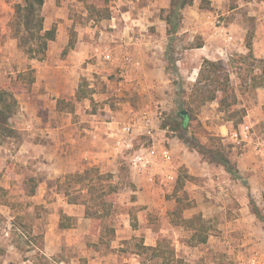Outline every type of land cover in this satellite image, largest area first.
I'll return each instance as SVG.
<instances>
[{
  "label": "rangeland",
  "instance_id": "obj_1",
  "mask_svg": "<svg viewBox=\"0 0 264 264\" xmlns=\"http://www.w3.org/2000/svg\"><path fill=\"white\" fill-rule=\"evenodd\" d=\"M143 1L135 2L134 15L138 20L141 6L146 5ZM206 1L210 3L195 0L190 7L208 24L213 50L209 60L229 74L230 92L236 100L235 112L221 109V94L212 102L199 100L197 87L204 60H200L195 47L203 44V37L200 33H183L182 29L175 36H167L166 77L154 79L158 87L143 86L142 94L126 90L123 96L112 90L99 106L105 104L117 109L119 103L128 100L138 113L152 111L154 124L165 129L170 140L180 139V147L187 146L181 136L195 146H220L236 166L239 178H233L222 166L210 163L208 155L203 157L187 146L192 155L187 154L186 159L190 166L196 164L201 168V174L191 175L183 167L177 170L174 181L156 178L155 201L151 205H138L141 197L136 195L137 189H146L145 186L152 183L146 176L140 177L141 183L136 180L138 175L131 169L132 152L115 151L109 156V162L87 167H98L103 175H111L117 187L110 197L113 203L110 216L96 225L86 216L85 206L68 203L65 194L73 193V188L83 189L74 194L79 201L90 198L86 187L72 181L70 191L66 192L69 189L65 179L75 173L53 175L50 179L46 173L48 166L34 164L27 153L19 152L26 138L21 129L25 127L24 117L17 116L27 110H21L25 105L20 106L23 101L18 98L30 94L32 86L29 90L28 80L32 75L35 77V69L27 63L29 56L10 30L15 7L23 0H0V75L3 77H0V87L8 85L13 91L29 90L15 94L20 102L17 114L10 121L15 135L0 145L4 148H0V264H34L38 260L39 246H43L42 252L51 264H162V260L141 247L145 242L157 245L158 241L174 249L185 264H264V222L252 213L250 204L253 201L264 213V72L260 64L264 59V0ZM55 2L61 5L67 1ZM122 2L120 6L124 7ZM111 3L84 0L81 8L69 5V16L77 27L90 16L82 15L86 13L85 6L95 5L98 11H109V21L114 15L115 23L131 22L120 15L117 18L116 9L111 8L116 4ZM50 7L53 5L47 8ZM42 13L44 19L51 15L46 11ZM93 15L94 19H101L96 11ZM166 16L164 13L163 18ZM53 27L55 23L46 29L44 22L46 30ZM130 30L127 35L132 33L138 39H148V32ZM75 34L72 28L70 37L74 39ZM190 34L192 39H189ZM248 40L252 45L251 53ZM120 48L132 55L123 46ZM13 68L14 75L11 74ZM19 74L22 77L19 78ZM187 115V127L182 129L180 124ZM236 131L244 135L243 141L237 143L231 138ZM148 141L140 135L134 144L136 148L140 144L147 146ZM177 152L184 151L178 148ZM160 187L161 198L157 196ZM148 194L146 197L152 198V194ZM165 195L173 204L167 213L162 210ZM178 199L180 212H176ZM196 215H201L209 228L207 243L199 246L190 244L191 233L183 225L185 219ZM111 229L115 230V236L110 234ZM102 238L108 242L100 241Z\"/></svg>",
  "mask_w": 264,
  "mask_h": 264
},
{
  "label": "crops",
  "instance_id": "obj_2",
  "mask_svg": "<svg viewBox=\"0 0 264 264\" xmlns=\"http://www.w3.org/2000/svg\"><path fill=\"white\" fill-rule=\"evenodd\" d=\"M66 1L61 5H57L55 0L45 1L43 12L51 14L45 17V27L48 29L53 23L56 24V39L49 43L44 61L26 59L27 63L35 69V82L29 95H20L18 98L23 101V103L19 102L20 106L25 105V108L20 107L21 110H27L20 111L17 116L24 117L22 122H25V127L21 129L26 138L19 152L27 153L34 164L48 166L46 173L50 179L53 175L82 173L88 166H101L109 162V156L111 157L115 152L120 130L125 125L135 126L136 139L140 135L143 136L144 125L141 120L139 122L142 111L136 112L130 101L119 103L117 109L109 108L105 104L99 106V103L105 101L112 90L118 96H123L126 90L141 93V87L153 89L159 86L154 83V79L166 77L165 52L168 26L162 17V10L169 9L170 0L143 1L146 5L140 8L139 20L135 17L134 11L137 9L135 2L140 0H123L124 7L120 6L122 0H118V3L115 2L116 0H109L116 4V7L111 8L116 9L117 18L120 15L131 20L125 24L115 23L114 15L111 21L107 20L110 17L94 19L87 16L90 14L89 7L99 10L95 5H88L85 6L86 13L82 14L87 16V20L77 27L69 16L68 7L70 5V7L81 8L84 0ZM49 5L53 7L47 8ZM157 8L163 9L161 11L159 9L158 12ZM183 13V33H200L203 37V46L195 50L200 53L202 62L204 59H211L213 50L210 48L212 43L210 35L208 36V24L193 7L185 8ZM72 28L76 34L73 47L70 48ZM130 29L148 32V39L145 41L138 39L132 33L127 35ZM121 35L124 38L121 39ZM189 39H192V34L189 35ZM120 46L131 51L132 55L123 52ZM67 48L69 49L65 53ZM107 51L113 55L112 62H105L103 59ZM125 56L131 57L134 64H125ZM13 65L15 68L16 64ZM14 68L12 75L15 74ZM82 85L87 90L88 96L78 100L76 95ZM139 85H141L140 90ZM160 133L170 145L172 161L170 165H166L162 159L156 160L153 173L161 174L157 176V179L162 180L166 175H170V179L173 178L174 181L177 170L183 167L188 169L191 175H200L201 168L195 163L194 166H190L186 159L187 154L192 155L190 149L184 144L180 147L178 144L181 142L180 139L170 140L164 131ZM177 147L179 151L184 152H177ZM144 176L140 174L135 179L141 183L143 179L140 177ZM153 186V184L146 185V189H137L136 195L138 194L141 198L136 204L151 205L155 201L156 188L154 189ZM158 191H161V187L157 189ZM149 192L152 198L146 197ZM159 192L157 196L161 198ZM164 202L165 206L162 210L167 213L173 204L166 195ZM144 245L156 246L148 245L146 242Z\"/></svg>",
  "mask_w": 264,
  "mask_h": 264
},
{
  "label": "trees",
  "instance_id": "obj_3",
  "mask_svg": "<svg viewBox=\"0 0 264 264\" xmlns=\"http://www.w3.org/2000/svg\"><path fill=\"white\" fill-rule=\"evenodd\" d=\"M46 0H23L21 4H18L15 7V18L14 21L10 24V30L14 34V37L19 41V46L24 49L30 59L37 61H44L47 56L48 46L51 41L56 39V27H53L50 30L44 28V16H43V7ZM109 1V0H108ZM195 0H170V6L167 10H162V17L164 13H167V16L164 19L166 22L167 36H175L182 29L183 22V11L185 8L190 7L194 4ZM210 3L206 0H201V4ZM90 16L93 17V13L99 15V18L105 19L109 18V11L101 12L95 10L93 7H89ZM98 18V17H97ZM75 37L70 40L69 47H73ZM203 44H199L195 48H201ZM251 42L248 40V48L251 53ZM251 55V54H250ZM260 64L263 66L264 72V59L260 60ZM34 72V70H32ZM206 73V74H205ZM223 74V76H220ZM19 78L22 77V74H19ZM203 75V76H202ZM29 82V90L35 82V77L32 75ZM205 83L203 85L202 83ZM208 82V83H207ZM197 91L200 93L199 100L201 102L206 101H215L221 94L222 98L220 101L221 109L224 111H234L236 100L231 94L230 90V77L216 62H213L209 59H204L202 68L200 70V79L198 81ZM202 84V85H200ZM210 87V89H208ZM28 88L12 90L8 85L5 87H0V145H2L7 139L12 138L15 135V130L11 127L10 121L14 115L17 114L19 110V102L15 94H23L28 92ZM87 90L84 89L82 85L76 99L81 100L86 98ZM245 115V112H244ZM189 120L188 115L183 117V122L180 124L182 129L187 127V121ZM181 139L187 144V146L197 151L203 157L208 155L209 162L222 166L226 172H228L233 178L238 179L239 173L236 166L231 162L227 153L223 151L220 146L212 144L210 147L207 146H195L186 140L184 136H181ZM105 179V180H104ZM75 183L78 186L86 187L88 196L90 197L88 201H79L74 194L83 191V189L76 190L73 188V193H70V182ZM67 184L66 197H68L69 204H80L85 206V214L87 217L92 218L93 222L97 225L100 224L101 219L110 216L111 209L113 206L112 201L110 200L111 195L116 192L117 187L114 186L112 182V176H105L100 171L98 167L87 168L84 172H77L73 175H69L65 179ZM35 192V191H34ZM77 195V194H76ZM33 196V193L30 195ZM178 206L176 212L181 211L180 200H177ZM251 211L256 216L257 219L264 222V213L254 204L253 201L250 202ZM174 212V213H176ZM184 226L186 230H189L191 233L190 244L193 246H199L206 244L209 238V228L207 223L203 220L201 215H196L191 219L184 220ZM63 225V224H62ZM64 226V225H63ZM112 236H115V230H109ZM100 241L107 243L108 241L105 238ZM42 245V244H41ZM142 249L146 253H151L153 257L162 260V264H185L184 260L177 257L174 249H170L169 245L165 242L158 241L156 246H145L142 244ZM43 246H39L38 255L36 262L34 264H51V261L43 254Z\"/></svg>",
  "mask_w": 264,
  "mask_h": 264
},
{
  "label": "built area",
  "instance_id": "obj_4",
  "mask_svg": "<svg viewBox=\"0 0 264 264\" xmlns=\"http://www.w3.org/2000/svg\"><path fill=\"white\" fill-rule=\"evenodd\" d=\"M103 59L105 62H112V53L108 51L105 52ZM124 63L127 65L134 64L132 58L129 56L124 57ZM153 116L154 113L152 111L146 110L142 111L139 117V122L140 120L142 121L145 129V134H143V136L149 139V144L147 146L140 144L136 148V145L134 144L137 140L134 137L135 126L132 124L125 125L121 128L120 136L117 138L115 144V151L132 152L131 168L133 172L137 175L144 174L152 184L156 182L157 176L161 175L159 173H153V168L156 166V160L160 158L166 165H170L172 161L170 145H168L167 140H165L160 133L161 131L166 133V130H161L154 124ZM243 136L244 135L239 134L236 131L231 135V138L234 142L238 143L244 140ZM172 179L173 178L170 179V175H166L162 180L168 182Z\"/></svg>",
  "mask_w": 264,
  "mask_h": 264
}]
</instances>
